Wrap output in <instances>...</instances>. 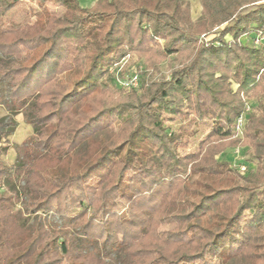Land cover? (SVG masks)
Instances as JSON below:
<instances>
[{
	"label": "trees",
	"instance_id": "trees-1",
	"mask_svg": "<svg viewBox=\"0 0 264 264\" xmlns=\"http://www.w3.org/2000/svg\"><path fill=\"white\" fill-rule=\"evenodd\" d=\"M198 1L0 0V264H264V1Z\"/></svg>",
	"mask_w": 264,
	"mask_h": 264
},
{
	"label": "rangeland",
	"instance_id": "rangeland-1",
	"mask_svg": "<svg viewBox=\"0 0 264 264\" xmlns=\"http://www.w3.org/2000/svg\"><path fill=\"white\" fill-rule=\"evenodd\" d=\"M96 0H78L79 4L82 7H90L94 4ZM264 1V0H262ZM190 11H191V18L194 20L196 19L199 14H201V4L198 0H191L190 2ZM46 7L48 10L57 16H61L63 8L57 4L46 2ZM219 28L214 27L213 30H218ZM212 34V33H211ZM210 35V34H209ZM171 59V57H170ZM126 59L123 58L119 63H115L112 68L117 67V77H120L122 75L132 73L134 72L136 67L142 68L143 71H146V76L151 77V79H156L159 77V75H169V70L171 68V64L168 60H164L161 62L157 70H154L153 68H150L146 66V63L142 59H138L136 56H133L130 58V64L129 67H126L125 63ZM122 66V67H121ZM145 67V69H144ZM125 69V70H123ZM113 71V69H112ZM122 71V72H121ZM142 71L141 75L144 76V72ZM246 102H248V105L255 104V99H253L252 96H244ZM7 113V110L4 106L0 105V117L5 115ZM14 118L17 120L18 124L15 127L13 133L9 136V146L3 149L0 159L6 163V164H13L17 156L19 155L21 151V146L23 143H25L29 136L32 134V128L29 124H27L24 120L23 110H19L15 115ZM247 147V146H246ZM245 146L239 145L234 148H228L226 151L222 152V155H219L218 158L221 159H229L233 165H235L241 173L247 174V172L251 168H255V160L252 159L249 155V150H247ZM225 153V154H224ZM248 165V166H247ZM244 166V167H242ZM259 197L264 201V186H262L258 191ZM25 216H20V221L27 222L29 219L25 220Z\"/></svg>",
	"mask_w": 264,
	"mask_h": 264
},
{
	"label": "built area",
	"instance_id": "built-area-1",
	"mask_svg": "<svg viewBox=\"0 0 264 264\" xmlns=\"http://www.w3.org/2000/svg\"><path fill=\"white\" fill-rule=\"evenodd\" d=\"M257 42V41H255ZM138 85V75L137 74H134L132 75V77L128 80V82L126 83V86H132V87H136ZM249 109V106L246 105L245 107V111H247ZM236 130L238 132H241V128H242V125H243V116H239L237 118V122H236ZM244 167V166H242ZM245 168V167H244Z\"/></svg>",
	"mask_w": 264,
	"mask_h": 264
}]
</instances>
